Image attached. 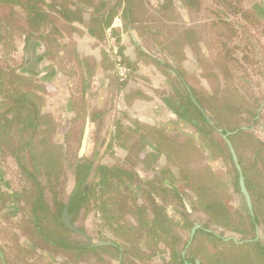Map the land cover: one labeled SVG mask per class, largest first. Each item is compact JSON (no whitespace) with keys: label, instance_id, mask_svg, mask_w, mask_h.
Segmentation results:
<instances>
[{"label":"trees","instance_id":"16d2710c","mask_svg":"<svg viewBox=\"0 0 264 264\" xmlns=\"http://www.w3.org/2000/svg\"><path fill=\"white\" fill-rule=\"evenodd\" d=\"M111 1L0 0V7L8 6L2 18L6 27L0 30V43L11 29L18 30L26 38L22 62L3 65L0 61V154L4 159L12 156L16 160L23 175L21 181H25L19 190L13 189L0 162V212L19 217L16 233L24 236V239L17 238L20 241L7 247L0 244V264H20L25 256L26 264H77L86 256L90 257L88 264H115L116 260H120L119 264H129L127 258L134 260L144 255L143 240L147 242L151 237L157 242L162 232L169 236L174 226L188 227L192 232L198 223L191 215L197 210L203 212L208 221L196 228L192 250L187 252L189 255L183 253L188 238L183 241L182 248L169 250L174 264H244L234 253L237 248L248 250V264H264V240L258 236L260 227L264 226V169L261 167L264 140L252 130V125L261 118L264 96L262 99L255 96L252 100L237 91H227V82L213 66L214 62L220 64V61L208 58L210 54L205 46L207 42H204L206 37L198 34L192 37L190 28L193 25L190 23L196 15L195 9L201 8L204 0ZM215 1L222 5L224 13L237 15L243 10L242 5L237 3L240 0ZM87 9H92L90 30L93 33L96 29L100 30V37L121 11L127 25L141 27L146 36L151 35L162 47V55L141 48L142 55L138 61L132 62L128 58L124 61L132 72L137 67L144 68L142 74L151 79L149 83L156 78L153 67L160 68L171 81V91L162 97L160 112H154L156 121L170 120L169 123L162 127L139 120L134 126L118 122L109 131L108 138V141L117 139L140 161L150 158L152 167L159 169L153 178H141L121 163L93 164L88 152H85L72 158L73 182H68L64 177V150L60 134L55 141L48 139L69 119L76 121L81 116L85 121L80 134L83 137L87 115L92 114V121L98 117L96 108L86 115L89 109V103L86 105L89 86L86 74L83 72L82 76L85 106L77 105L74 90L61 84L62 72L56 66L59 63L53 62V58L51 62H45L46 55H55L57 47L61 46L59 38L64 37L62 28L71 26L73 21H82ZM216 10L215 15L223 22L226 17ZM176 13L179 19H176ZM188 45H191L188 49L192 51V57L187 52ZM225 45L226 42H222L221 47ZM187 59L192 60L195 70L201 69L207 74L208 78H205L209 86L189 81V73L184 67ZM82 61L76 55L75 65L82 66ZM141 92L137 89L126 95L127 98L134 97ZM49 101L57 106L60 120L56 112L47 108ZM243 120L247 122L243 123ZM92 127L90 125V133ZM132 138H135V146L129 141ZM236 138L253 148L252 166L250 164L248 169L253 171L254 167V175L246 168L243 155L235 144ZM230 141L245 176L252 208L240 184V170ZM207 154L213 159L231 157L236 175L229 187L242 195L245 202L242 208L246 212L238 205L229 204L227 182L216 174L206 159ZM162 156L164 163L160 165ZM134 182L142 190L140 202L138 197L133 198L125 191L127 188L133 193L131 183ZM145 186H149L150 190H145ZM155 195L163 200L164 205L174 203L176 209L181 207L184 222L175 221L166 207L157 203ZM93 197L94 205L104 219L102 225L116 230V235L123 237L124 242L106 237L88 238L66 226L62 220L66 205L69 204V212L76 222L81 210L92 206ZM149 208L154 213L152 218L147 216ZM115 209L119 210L118 213L114 212ZM127 215L131 217L127 218ZM119 218L125 219V222H119ZM223 231L238 233L241 237L224 236ZM200 236L214 240L219 249L206 254L197 253L200 256L193 253L195 248L200 251L197 246ZM146 246L152 248L150 242ZM228 248H231L230 251ZM25 251L26 255H23ZM103 251L111 259L105 258L101 254ZM32 255H36L35 261L31 259Z\"/></svg>","mask_w":264,"mask_h":264},{"label":"rangeland","instance_id":"374dc122","mask_svg":"<svg viewBox=\"0 0 264 264\" xmlns=\"http://www.w3.org/2000/svg\"><path fill=\"white\" fill-rule=\"evenodd\" d=\"M204 2L205 4H203L201 8L195 9L196 15L194 14V17L192 18L194 22V33L195 37L197 34L201 37H206V39L203 40L204 42H207L205 46H207L208 55L210 54L208 58L210 60L217 59L220 61V64L214 62L213 66L223 75V79L227 82L226 90L231 93L237 91L252 100L255 96H259L260 99H262L264 96V0L237 1V3L243 7V10L237 15L230 14L227 11V13H224L222 5L215 0H204ZM216 9L222 12L223 17H226L223 22H220L217 18L218 16L215 15V12H217ZM7 10L8 8L5 7L3 12H6ZM2 18L3 16H0V30L6 27V23ZM62 32L64 33V37L69 35L67 30L64 28H62ZM150 37L152 40L150 42H145L146 46L148 43L154 46V44H152L154 38H152L151 35ZM60 38L63 39L62 37ZM25 41L26 39L18 33V30L11 29V32H7L5 40H2L0 43V49L3 44H5L0 55L1 63L3 65H17L22 62L25 55ZM222 42H226L224 48L223 46L221 47ZM161 48L162 47L157 43V49L160 50ZM65 59L66 58L58 61L59 67L64 69V75L62 76L61 81L65 83V86L67 87L62 86L64 88H68L71 85L77 95L76 104L85 106L82 98L83 70L82 68L76 70L78 66L75 65L73 61L69 62ZM184 67L189 73L187 77L190 82L195 85L203 83L205 86H209V82L205 78L207 77V74L205 75V72L201 69L198 71L195 70L192 60H185ZM72 68L75 69L76 72H73ZM155 72L156 77L159 75V78L153 79V82L151 83H149L151 79H147L145 74L140 73L142 75L139 77L138 72L133 71L131 77L125 81L119 80L116 73H111L110 75L105 74L106 77L103 79L99 78L97 80H93V85L91 83L87 86L86 92L88 93V100L86 101V105L89 103L87 106L89 109L86 115L91 113L93 108H96L97 111H99L97 112L98 117L93 119V127L88 139L90 142L87 144L84 151V153L88 152V156L92 159L93 164L99 162H106L110 164L121 163L123 166L133 171L135 175L144 179L149 177L153 178L157 175V170L159 169L156 170L152 167L153 165L150 163V158H148L145 162L140 161L134 153L130 154L125 147H122L118 143L119 141L117 139H110L108 141L110 135L109 131L115 127L118 122L125 125L132 124L134 126L135 121L139 120L140 122L148 125H162V127L165 123H169L170 120L164 122L156 121L154 112H160V107L162 106L161 102L163 101L162 97L166 96L171 91V81L164 75V73H162L160 68L155 67ZM92 86H97V89L95 88L96 90H93ZM137 89L142 91L140 95L127 98V92ZM49 102V107L46 105L49 110L52 111L55 107L57 108L56 105L51 104L53 101ZM261 110L262 117L258 119V122L252 125V130L264 140V108ZM54 112H56V117L58 118L59 116L60 120L61 114L57 111ZM83 122H85L83 116L78 118L76 121L69 119L67 124L58 129L57 133L53 132L48 137L49 140L55 141L59 136H57V134H60V143L62 144L64 150V177L68 182H73L70 165L72 164V158L75 154H80V152L81 154L83 153L82 142L80 141ZM242 122H247V120H243ZM59 124L60 122H58V125ZM176 127L180 128L178 125H176ZM121 141H123V139H121ZM129 141H131L132 145L134 144L133 146H135V138H132ZM111 142L112 144H110ZM235 144L243 155L247 170H249L251 175H254V167H252L253 171L248 169L250 168V164L252 166L251 159L253 157V148L249 147L248 144L240 138L235 139ZM207 156L206 159L211 163V166L216 171V174L222 180L227 182L230 194V198H228L229 204L234 205V207L238 205L239 208L243 209L242 206L245 207V202L242 195L233 191L232 187H229L232 185L236 175L233 168L234 162L231 157L228 156L226 159L223 157L213 159L210 154H207ZM0 162L4 166V175L9 181V185L19 190L22 183L25 181H21L23 175H21L19 171L17 162L13 157L11 158L9 156L4 159L1 154ZM159 162L161 165L164 163V159L161 157ZM261 167L264 169V159L261 161ZM131 184V186H135L136 183L134 182ZM125 191L130 194V190L128 191L127 188ZM135 193L137 194L136 191ZM48 196L51 197L50 194ZM94 200L95 199L93 197L92 206L87 209L84 208L80 212L76 224L78 226H82L94 239H99L100 237L115 238V230L111 229L107 225H102L104 219H101V215L98 213V208L94 205ZM130 202H133V200H130ZM172 205H174V203H167L170 214L173 216H183L181 207H177L178 209L175 208L174 210ZM118 211V209L114 210L115 213H118ZM243 211L246 212L244 209ZM191 216L198 224H203L208 221L207 216L199 210L194 212ZM126 217L128 218V215ZM19 220V217H13L11 214L5 213L4 211L0 212L1 245L7 247L6 245L11 243L13 244L18 239H24L23 235L19 236L16 233ZM124 220L125 219L123 218H119V222L121 223H124ZM171 230L170 234L178 235L181 232L183 241L189 237L190 231L188 227L178 229L177 226H174ZM260 232V237L264 240V226L260 227ZM222 234L224 236L235 235L237 237H241L240 234L230 231H223ZM143 242L146 243V240H143ZM147 242H152L153 244L152 238L149 237ZM197 242V246L200 250L198 251L199 253L206 254L209 252H215L219 249L216 245H214V240L212 241L202 236H200ZM159 244L161 246L164 245L163 242H160ZM230 249L231 248H228V251H230ZM234 253L240 256V259L244 261V264H248L249 252L246 248L234 249ZM23 255H26V251L23 252ZM35 257L36 255H32L31 259L35 261ZM89 259L90 257L86 256L77 264H85L87 261L89 262ZM147 260L149 261V259L143 260L144 264L148 262ZM19 262L20 264H26V256Z\"/></svg>","mask_w":264,"mask_h":264},{"label":"crops","instance_id":"0c3cea01","mask_svg":"<svg viewBox=\"0 0 264 264\" xmlns=\"http://www.w3.org/2000/svg\"><path fill=\"white\" fill-rule=\"evenodd\" d=\"M113 2H115V0L111 1V3ZM5 7L8 6H4L2 9H4ZM91 10L92 9H87V11L85 12L84 19L82 21L76 20L71 22L72 24L71 26H75V28L71 27L70 25H68V27L66 26L65 29L67 30L69 35L67 37H63V39H59V42H61V46L57 47L58 49L55 53L52 52V54L54 53L55 55L53 56L46 55L47 57L45 59V62H51L53 60V62L58 63V61H60L61 59L66 58L65 60H68L69 62L73 61L74 64H76V55H79L83 61H82V66L77 65L78 67L76 68V70L82 68V70H84L83 72L86 74V77L88 78V85H90L91 83L93 85V80H97L99 78L103 79L104 77H106L105 74L108 75H110L111 73L115 74L113 56L109 48L111 41L110 36L116 38V41L122 47L124 57L128 58L132 62L138 61L139 57L142 55L140 52L141 48H144L145 50L147 51L149 50L151 52L157 51L158 55L163 54L162 51L157 49V42L154 40L152 41L153 43L151 42L152 44H154V46H152L150 43H148V45L146 46L145 42H150L152 40L151 37L146 36V34L143 33L142 31L143 29L141 27L132 26L131 24L127 25L122 16L121 11H119V13L114 17L112 23L105 29V32L103 33V37L99 36L100 30L98 29H96L95 30L96 32L93 33L90 30V24H91L90 12H92ZM4 13H7V11L1 14L4 15ZM176 15H177L176 19H179V15L177 13ZM190 24L193 25L194 22L193 23L191 22ZM190 33H193L192 37H195L194 26L190 28ZM177 34L178 32L176 33V35ZM190 46L191 45L187 46V50H188L187 52L189 56L192 57V53H190L191 50L189 51ZM74 48L77 51L74 50ZM84 59H86L87 62ZM86 64H88V68H85ZM56 66L59 68V70H61L63 76L64 69L60 68L59 65ZM73 68H72L73 72H76V70ZM137 68L138 69L136 71L138 72L140 77V73H142V71L144 72V68L142 67H137ZM152 72L156 77L155 67L152 68ZM156 78H159V75H157ZM61 84L64 87H67L65 86L66 84L63 83L62 81ZM92 87L93 90L97 89V86H92ZM68 88L71 89L72 86L70 85V87ZM56 110L57 108L55 107L53 111ZM88 120H90V125L93 126L92 123L94 120L92 121L91 114L87 115L86 123Z\"/></svg>","mask_w":264,"mask_h":264},{"label":"flooded vegetation","instance_id":"af4514ba","mask_svg":"<svg viewBox=\"0 0 264 264\" xmlns=\"http://www.w3.org/2000/svg\"><path fill=\"white\" fill-rule=\"evenodd\" d=\"M0 11H1V13H3V9H2V7H0ZM0 13V16H4V15H2ZM21 36H23L24 38H25V35H21ZM264 38V37H263ZM26 39V38H25ZM26 42V41H25ZM24 47H25V43H24ZM110 51H111V53H112V56H113V61H114V71H115V73H116V59H115V55H114V52H113V50H112V46H111V44H110ZM123 56H124V54H123ZM124 59H125V57H124ZM125 63L127 64V62L125 61ZM128 65V64H127ZM128 67H129V72H128V75H127V78L125 79V80H127L129 77H131V75H132V69H131V67L128 65ZM124 80V81H125ZM261 112H262V110H261ZM262 117V116H261ZM88 122V121H87ZM83 123H85V122H83ZM85 125H87V123L85 124ZM85 129H86V126H85ZM254 132V131H253ZM255 133V132H254ZM89 134H90V132H89ZM89 134H88V136H87V139H86V146H87V144L90 142V140H88L89 139ZM256 135H257V137H259V138H261L257 133H256ZM80 141L82 142V144H83V141H84V139H85V131H84V135H83V137H80ZM263 140V139H262ZM86 148V147H85ZM84 151H85V149H84ZM84 151H83V153L82 154H84ZM237 153V152H236ZM81 154V152H80V155H82ZM9 157H11L12 158V156H9ZM162 158H163V156H162ZM15 160V159H14ZM16 161V160H15ZM4 167V166H3ZM19 168V167H18ZM3 170H4V168H3ZM149 178H151V177H149ZM133 187V193L132 192H130V194H131V196L134 198V197H138V202H140L141 201V199L142 198H140V197H143V195H142V190H140L139 188H137L136 187V184H135V186H132ZM13 188V187H12ZM13 189H15V188H13ZM15 190H18V189H15ZM145 190H150V187L149 186H145ZM135 191L137 192V194L135 193ZM155 197H156V201H157V203H159L160 205H164V202H163V200L160 198V197H158V196H156L155 195ZM133 198H130V200H133ZM252 200V199H251ZM249 204V203H248ZM253 205V204H252ZM165 207H166V211H167V213L172 217V218H174V220L175 221H178V222H181V223H183L184 222V218H183V216H179V215H177V216H173L172 214H170V212H169V209H168V206H167V204H165L164 205ZM172 207L174 208V210H175V206L174 205H172ZM82 211V210H81ZM98 213H99V215H101V212L98 210ZM71 215H72V213H70ZM149 214V215H148ZM148 214H147V216L149 217V218H152L153 216H154V213H153V211H152V208H149V211H148ZM80 215V214H79ZM14 217V216H13ZM131 217V215H128V218H130ZM14 221H17V220H14ZM72 221H73V223L74 224H76V222L73 220V215H72ZM77 221V220H76ZM77 225V224H76ZM78 226V225H77ZM79 228H81L82 226H78ZM178 227V229H180V226H177ZM83 228V227H82ZM82 228H81V230H82ZM85 234H82V235H84V236H86V237H88V238H92V236L90 235V234H88L87 232H86V230H82ZM115 234H116V230H115ZM259 234V235H258ZM258 236L260 237V235H261V232H260V230L258 231ZM161 235H162V237H161V239L159 240V241H153V238H152V241H153V244H152V242H151V246H152V248L150 249V247H147L146 246V244H148V242H146V243H144L143 241V245H145L144 246V248H145V253H144V255H142L141 256V258H135L134 260L133 259H130V258H127V262L129 263V264H135V263H138V264H144V262H143V260L144 259H149V261L146 263V264H174V262L172 261V258H171V255H169L170 254V249H172V248H174V247H178V248H182V245L184 244V242H183V238H182V233L180 232L178 235H176V234H169V236L168 235H166L165 233H161ZM117 236V237H116ZM115 236V238H110V239H115V240H118L119 242H124V239H123V237H121V236H118V235H116ZM120 237V238H119ZM167 237V238H166ZM106 238H109V237H106ZM166 238V239H165ZM194 238H192L191 239V232L189 233V237H188V244H187V246H186V248H185V250L183 251V253H187V252H189L190 250H192L191 248H192V245H193V243H194V240H193ZM160 242H163L164 243V245L163 246H161L159 243ZM154 248V249H153ZM168 248V249H167ZM195 250L196 251H192L193 253H195V254H197V253H199L198 251H197V249L195 248ZM154 251H155V253H154ZM101 254L105 257V258H107V259H111V257H109L110 255H108V253H106V252H101ZM200 254V253H199ZM187 255H189V253H187ZM198 255V254H197ZM198 256H200V255H198ZM131 261H133V262H135V263H133V262H131ZM154 261H157V262H154ZM116 263L115 264H119L120 263V260H116L115 261ZM85 264H88V261L85 263Z\"/></svg>","mask_w":264,"mask_h":264},{"label":"water","instance_id":"95a60500","mask_svg":"<svg viewBox=\"0 0 264 264\" xmlns=\"http://www.w3.org/2000/svg\"><path fill=\"white\" fill-rule=\"evenodd\" d=\"M89 131H90V120H88L87 125H86V129H85V139H84L83 144H82V151H84V149L86 147V139H87V136L89 134ZM229 143H230V147H231V150L233 152L234 158H235V160L237 162V166H238V168L240 170V184H241L242 190L245 192L246 197H247V200H248V203H249V206L252 208L251 195H250V193L248 191V188L246 186V183H245V176H244L242 167L239 164L238 155H237V153H236V151L234 149V146H233L232 142L230 141ZM68 205L69 204H67L66 207H65V209H64V213H63L62 220L64 221V223L66 224V226H68L72 230H74V231H76L78 233L85 234L76 224L73 223V221H72V215L69 212ZM197 227H199V224H196L193 227L192 232H191V239L194 237V233H195ZM106 242H108V241H101L100 243H106Z\"/></svg>","mask_w":264,"mask_h":264},{"label":"built area","instance_id":"2783aa9c","mask_svg":"<svg viewBox=\"0 0 264 264\" xmlns=\"http://www.w3.org/2000/svg\"><path fill=\"white\" fill-rule=\"evenodd\" d=\"M110 44L112 46V50L115 55L116 59V74L119 78V80L124 81L127 78L129 67L124 61L123 52L120 48V44L116 41V38L113 36H110Z\"/></svg>","mask_w":264,"mask_h":264}]
</instances>
